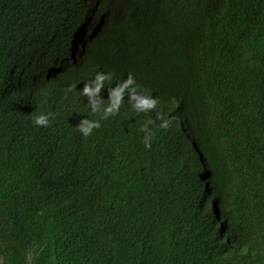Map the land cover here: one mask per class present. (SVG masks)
<instances>
[{
  "label": "trees",
  "instance_id": "trees-1",
  "mask_svg": "<svg viewBox=\"0 0 264 264\" xmlns=\"http://www.w3.org/2000/svg\"><path fill=\"white\" fill-rule=\"evenodd\" d=\"M0 261L264 264V0H0Z\"/></svg>",
  "mask_w": 264,
  "mask_h": 264
},
{
  "label": "clouds",
  "instance_id": "clouds-1",
  "mask_svg": "<svg viewBox=\"0 0 264 264\" xmlns=\"http://www.w3.org/2000/svg\"><path fill=\"white\" fill-rule=\"evenodd\" d=\"M121 75L122 76H120L119 78H115L112 72L96 71L95 77L97 78L98 81H102L105 78H107V76H109L108 80H110V82L111 81L116 82V84L113 85L114 87L118 86L122 88L123 92L129 90V94L127 95V97H130L129 100L131 99L134 100L135 98L138 99L137 97L139 96H138L137 88L138 86H142V84H140L134 76L130 75V73H122ZM50 76L51 75H49L48 77L52 79ZM108 86L110 87V85ZM36 123L45 124L47 123V119L44 116H39L36 119ZM84 131L87 134V132L90 131V128L84 129Z\"/></svg>",
  "mask_w": 264,
  "mask_h": 264
},
{
  "label": "rangeland",
  "instance_id": "rangeland-1",
  "mask_svg": "<svg viewBox=\"0 0 264 264\" xmlns=\"http://www.w3.org/2000/svg\"><path fill=\"white\" fill-rule=\"evenodd\" d=\"M201 181H203V180H201ZM0 264H1V261H0Z\"/></svg>",
  "mask_w": 264,
  "mask_h": 264
}]
</instances>
